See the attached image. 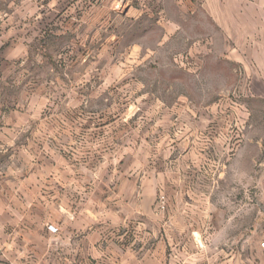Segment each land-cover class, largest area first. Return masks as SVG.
Returning a JSON list of instances; mask_svg holds the SVG:
<instances>
[{
	"label": "crops",
	"instance_id": "obj_1",
	"mask_svg": "<svg viewBox=\"0 0 264 264\" xmlns=\"http://www.w3.org/2000/svg\"><path fill=\"white\" fill-rule=\"evenodd\" d=\"M129 1L126 13L136 29L141 14L159 16L149 23L158 33L153 49L137 59L140 68L153 57L155 72H131L140 90L152 83L151 116L141 121L133 112L131 131L116 130L113 145L102 120L91 130V120L57 114L28 119L18 109L0 117V264H60L64 255L66 264H264L258 238L241 245L233 240L250 228L235 234L233 226L220 225L219 207H237L234 196L221 201L219 184L192 177L201 171L196 163L178 172L165 162L155 167L159 151L166 158L178 148L177 159L201 158L204 103L211 100L202 97L223 93L224 79L242 77V95L264 98V0ZM76 3L66 1L62 11L86 16L90 0ZM18 13L22 21L12 24L6 18L12 14L0 11V62L26 57L28 32L39 27L27 23V10ZM203 15L209 21L202 22ZM188 20L196 38L186 33ZM181 52L182 64L174 57ZM111 156L120 169L113 176L91 165ZM64 238L67 245L58 246Z\"/></svg>",
	"mask_w": 264,
	"mask_h": 264
},
{
	"label": "rangeland",
	"instance_id": "obj_2",
	"mask_svg": "<svg viewBox=\"0 0 264 264\" xmlns=\"http://www.w3.org/2000/svg\"><path fill=\"white\" fill-rule=\"evenodd\" d=\"M66 1L68 0H0L2 16L12 14L11 17L6 15L12 24L22 21L19 17L23 16H19L18 11L25 10L26 13L27 10L28 14L25 15L27 23L39 26L28 32L31 45L28 47L26 57L21 60L16 58L11 63L0 62V117L19 109L24 111L23 117L28 119L38 118L40 112L43 118L48 119L84 118L91 120V130H94V126L102 120L107 126V141L109 145H113V134L116 130L124 129L128 133L131 131L132 123L129 120L133 112L135 114L133 118L140 117L141 121L151 116L148 112H151L150 105L156 98L155 96L150 98L147 86L153 90L152 83L145 84L140 90L137 87V80L131 79V72L143 71L152 75L155 72L153 57L152 61H145L140 68H137V59L146 57L148 49H153L154 39L158 33L149 23L159 16L149 11L141 14L138 21L142 28L140 25L138 30L137 25L132 23L130 15L126 13L130 6L129 0H90L91 9L84 17L77 12L73 16L62 11L65 9ZM75 1H78L76 6H82V0ZM58 8L59 13L54 11ZM195 21L200 20L195 18ZM201 21H209L208 16L203 15ZM186 22V33L196 38L199 31L190 30V21ZM177 44L178 40L175 41V45ZM174 55L180 64L186 62L185 53ZM132 81L135 82L134 85ZM245 82L242 77L224 79V83L220 82L219 85L220 88H226L223 93L218 96L202 97L204 100H211L208 105L204 103L203 151L201 158L198 157L200 160L184 157L177 159L173 157L174 154L177 155L176 148L170 157L168 153H164L166 158L163 157L164 151H159L155 167L161 168L165 162L164 166H171L178 172L179 166L191 163L193 166L196 163L201 171H197L198 174H193L192 177L200 182L219 184L218 198L223 201L234 196L238 204L232 208L227 206L226 202L222 203V207H219L223 220L220 225L227 227L230 225L229 228L233 226L232 231L235 234L246 231V227L250 228L244 239L233 240L241 245L250 236L253 240L258 238L262 245L264 98L257 96L247 98L242 95L241 87ZM228 89L230 91H227ZM168 96L163 95V98ZM215 102H219L218 108L214 107ZM156 117L158 116H153L154 119ZM46 128L50 130V127ZM70 128L82 131V127ZM63 129L65 128L60 127V130ZM140 129L145 132L148 126L143 125ZM180 130L182 128L176 125L175 131L179 133ZM190 146L194 144L187 146V151ZM113 156L108 157L106 163L93 159L91 165L97 167V170L100 169L104 175L113 176L116 174L115 169L117 173L120 170L117 168L118 160ZM211 168L214 169L213 174H210ZM232 214L235 222L228 223L227 220ZM58 241V246L67 245L65 238ZM65 257L64 255L63 262L60 260V264H66ZM79 257L81 260L82 256Z\"/></svg>",
	"mask_w": 264,
	"mask_h": 264
},
{
	"label": "built area",
	"instance_id": "obj_3",
	"mask_svg": "<svg viewBox=\"0 0 264 264\" xmlns=\"http://www.w3.org/2000/svg\"><path fill=\"white\" fill-rule=\"evenodd\" d=\"M50 228H51L52 230H55V228H54L53 226H50ZM262 246L264 247V241L262 242Z\"/></svg>",
	"mask_w": 264,
	"mask_h": 264
}]
</instances>
